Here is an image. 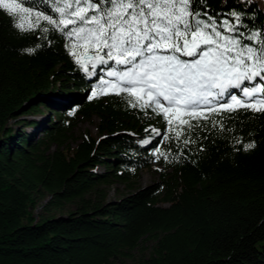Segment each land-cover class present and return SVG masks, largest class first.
<instances>
[{"label":"trees","instance_id":"1","mask_svg":"<svg viewBox=\"0 0 264 264\" xmlns=\"http://www.w3.org/2000/svg\"><path fill=\"white\" fill-rule=\"evenodd\" d=\"M26 3L54 15L47 0ZM207 5L220 17L238 10L248 29L264 31L260 0ZM13 23L0 10V264H121L149 241V257L139 264H264V113H223L231 131L210 124L195 130L196 144L174 160L177 143L146 131L163 132L161 116L145 115L116 95L89 99L99 69L89 79L69 56L63 34L45 21L47 39ZM74 92L69 108L48 95ZM42 108L52 113L37 138L33 129L42 125L27 117L45 115ZM79 116L100 119L99 137L88 134L70 147ZM235 137L254 140L255 149L236 151ZM157 147L171 150L167 162L154 154ZM154 166L162 168L158 181L139 187L141 172ZM115 182L130 193L110 201L103 187ZM46 194L47 212L76 208L36 222L31 209Z\"/></svg>","mask_w":264,"mask_h":264},{"label":"snow or ice","instance_id":"2","mask_svg":"<svg viewBox=\"0 0 264 264\" xmlns=\"http://www.w3.org/2000/svg\"><path fill=\"white\" fill-rule=\"evenodd\" d=\"M47 3L54 15L26 0H0V10L13 18L19 32H38L37 39H47L49 32L41 21L62 33L69 56L89 79L97 77L99 69L89 99L116 95L145 115L161 116L165 130L146 131L150 137L177 143L174 160L196 144L195 130L210 124L221 132L231 131L223 113H264V31L248 29L244 13L211 15L207 0ZM40 47L38 43L25 51L32 55ZM234 147L247 152L256 142L235 137ZM154 154L167 162L172 153L157 147Z\"/></svg>","mask_w":264,"mask_h":264},{"label":"rangeland","instance_id":"3","mask_svg":"<svg viewBox=\"0 0 264 264\" xmlns=\"http://www.w3.org/2000/svg\"><path fill=\"white\" fill-rule=\"evenodd\" d=\"M260 1L264 7V0H260ZM75 94L76 93L74 92V93L64 94L63 96H61V94L59 95L56 93L55 94L50 93L48 95H50L51 101L55 102V104H57L59 107L69 108L70 104L72 103L71 98H73ZM42 110L45 112V115L42 114V115L27 117V119L34 120L37 123H39V125H42L38 129H33V131L36 132L37 138H40L42 136V133L39 131L42 129L43 126L45 128L48 125L49 123L48 117L52 113V112L49 113L48 111L44 110V108H42ZM99 123H100V119L98 117H93L89 121L82 119L80 116L74 118V129H73V133L71 134L72 136L70 138V141L68 142V145L70 147H75L88 134L96 138L99 137V130H98ZM56 149L57 146L55 145L51 148L52 151H55ZM100 170H103V168H101ZM160 171H162V168L158 166H154L153 168L142 171L140 174L139 187L149 186L157 182L159 179ZM103 189L106 191L105 193H107V198L110 201L118 200L124 196L129 195L130 193L125 185L120 184L118 182H115L109 187H103ZM50 198L51 196L47 194L43 197H38L35 207L31 209L33 219L36 222L40 221L43 218L51 217L55 214L59 215V214L71 213L73 212L72 210L76 208V204H67L64 207V209L53 211L51 212L52 213L51 214L50 212H47L44 209V206L47 204ZM152 247H153V241L147 242L146 244L143 245L142 250H137L136 252L133 253L134 254L133 259L125 258L121 261V264H139L140 262H143L146 258L149 257Z\"/></svg>","mask_w":264,"mask_h":264}]
</instances>
